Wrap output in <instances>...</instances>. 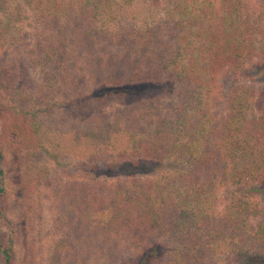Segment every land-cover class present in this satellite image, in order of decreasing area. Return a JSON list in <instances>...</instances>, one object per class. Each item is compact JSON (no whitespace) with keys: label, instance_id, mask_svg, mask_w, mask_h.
Returning a JSON list of instances; mask_svg holds the SVG:
<instances>
[{"label":"trees","instance_id":"16d2710c","mask_svg":"<svg viewBox=\"0 0 264 264\" xmlns=\"http://www.w3.org/2000/svg\"><path fill=\"white\" fill-rule=\"evenodd\" d=\"M0 52V264H264V0H0Z\"/></svg>","mask_w":264,"mask_h":264},{"label":"rangeland","instance_id":"374dc122","mask_svg":"<svg viewBox=\"0 0 264 264\" xmlns=\"http://www.w3.org/2000/svg\"><path fill=\"white\" fill-rule=\"evenodd\" d=\"M254 1H259V0H254ZM141 4V5H140ZM138 4V6L136 7L137 9L136 10V13H138L139 17H145L146 15H148L147 13V10L149 8L153 9L152 8V4L151 2H146V6H145V3H140ZM21 27V26H20ZM23 29H29L28 26H24ZM1 54V52H0ZM223 78V79H222ZM221 80H220V85H221V90L225 93L226 90H227V87L229 86V81L226 79H224L225 77H222ZM134 102L138 103V100H135ZM3 125L1 124V131H3L4 133V128L2 127ZM2 133V135H3ZM15 159H14V156L11 152H9V164L12 165H15ZM8 175H9V180L6 184V187L8 189V192H9V204H10V209H11V216L13 217L14 220L16 221H19L23 218V203L24 201H26V194H22V189L25 188V184H26V181L24 178H22V174L20 175V171L15 168L14 166L11 167L8 171ZM47 205L44 204V207H46ZM31 230H32V235L34 236V242L37 243L38 241H41L42 243H48L49 244V241L48 240V237L46 238L47 235H45L46 233V230L42 231L41 233L39 232V229H37L36 227H31ZM21 228H20V231L19 233H21ZM23 235V234H22ZM20 235V242L17 243L16 245V255H17V258L18 260L20 261L21 258H22V255L24 254V244L22 243V239H23V236ZM44 243V244H45ZM38 245V243H37ZM37 245H35V247L37 248ZM33 246V245H31Z\"/></svg>","mask_w":264,"mask_h":264}]
</instances>
